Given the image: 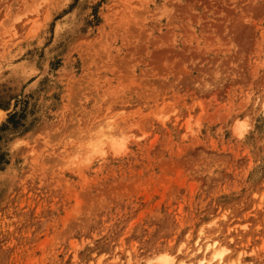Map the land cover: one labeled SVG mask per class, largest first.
Segmentation results:
<instances>
[{
    "label": "rangeland",
    "instance_id": "1",
    "mask_svg": "<svg viewBox=\"0 0 264 264\" xmlns=\"http://www.w3.org/2000/svg\"><path fill=\"white\" fill-rule=\"evenodd\" d=\"M0 109V264H264V0H0Z\"/></svg>",
    "mask_w": 264,
    "mask_h": 264
},
{
    "label": "bare ground",
    "instance_id": "2",
    "mask_svg": "<svg viewBox=\"0 0 264 264\" xmlns=\"http://www.w3.org/2000/svg\"><path fill=\"white\" fill-rule=\"evenodd\" d=\"M2 114H3V111L0 109V120H1ZM98 140H99L101 145H103L107 142L109 144L110 148L115 152H118L120 149L118 142H116L114 137H112V135H110V134L102 133L98 137ZM91 146H93L92 143H91ZM91 149H93V148H91ZM98 150H99V148H98ZM98 150H96V151H98ZM90 151L91 150L89 148V152ZM96 151H94V152H96ZM227 251H228V249L226 247L218 244L217 241H213L211 243H205V245H203V244L201 246L199 245L197 253L200 254V257L196 260H192V259L188 260V261L187 260H180V261L176 262V259H174L172 256H168V255L165 256L163 254H156L155 256L149 258L147 261L149 264L150 263H153V264H227L226 256H225V253Z\"/></svg>",
    "mask_w": 264,
    "mask_h": 264
}]
</instances>
